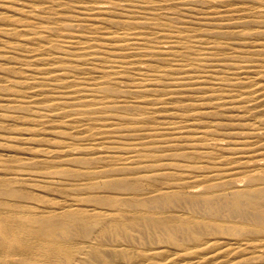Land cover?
<instances>
[{
  "label": "rangeland",
  "instance_id": "obj_1",
  "mask_svg": "<svg viewBox=\"0 0 264 264\" xmlns=\"http://www.w3.org/2000/svg\"><path fill=\"white\" fill-rule=\"evenodd\" d=\"M100 3L106 11L91 10ZM0 9V188L19 192L0 195V264H105L89 257L95 248L113 264H264V231L239 219L181 233L179 245L143 224L132 236L109 226L141 214L135 199L194 197L152 205L179 226L204 216L203 197L264 187V0H0ZM68 215L109 232L21 238Z\"/></svg>",
  "mask_w": 264,
  "mask_h": 264
},
{
  "label": "bare ground",
  "instance_id": "obj_2",
  "mask_svg": "<svg viewBox=\"0 0 264 264\" xmlns=\"http://www.w3.org/2000/svg\"><path fill=\"white\" fill-rule=\"evenodd\" d=\"M133 5L135 6V4H133ZM76 6L74 5L72 7L76 8ZM80 7H81V9H83L82 6H80ZM135 7H137V5ZM106 9H107L106 4L100 3V4L91 5V10H93V11H102L103 12V11H106ZM139 25H141V24H139ZM122 37L123 36L121 35V36L117 37L116 39L129 41L131 43H132V41H136V40L140 39L136 36H126L123 38ZM175 37L180 38L179 36H175ZM146 39L148 40V38H146ZM141 41H143V40H141ZM148 44H150V43H148ZM109 49L110 48H108V52L111 51ZM154 49L147 47L145 54H150V56H151V54L153 55L156 51ZM106 52H107V50H106ZM108 54H111V53L109 52V53H107V55ZM113 54H114V52H113ZM126 54H128V53H126ZM201 60L202 59H200L199 61H201ZM111 61L113 62V60H111ZM115 62H117V61L114 60V63ZM121 67H123V66H121ZM237 67L235 66V68H237ZM242 68L247 69V66L242 65ZM126 69H130V68L126 67ZM154 72H155V70H154ZM155 75H157V74H155ZM148 76L150 77L149 79L152 80V78L154 77V74H148ZM103 89L107 93L112 92L111 91L112 89L110 87H108L107 85L104 86ZM191 93L193 94V92H191ZM194 93H196V92H194ZM263 179H264V177H263ZM263 179H262V181H264ZM0 195L6 196V197H16L19 195V192L17 190H15L14 188H11V187H3V188H0ZM193 198L189 199L182 192H177V193H173L170 195L155 196L152 199H135V200L131 201L130 203L132 205H135V204L142 205L143 207L141 209H143V210H141V214H139L138 217L135 218L134 220H129L126 222L114 221V222L110 223V225L108 223H106V224L100 223V221H94L96 223H91L90 220H88L86 218H76V217H72L71 215H68L63 221H59L55 217H49L46 220H41L42 222L45 223V225L43 227L37 229V230H32V229H28V228L24 227L23 232H21V238L23 240H26L25 236H31V237H34L36 239H41V238L45 239L47 236L54 238L59 233V231L62 227L67 228V229H75V231L78 234L90 235L94 229V227H92V225H97L96 227H99L100 231H107L108 230L107 232H109V226H110V228H111L110 232L114 231L115 234H116V232L117 233L120 232L119 234L123 233L125 235L132 236V235H134V230H133V228H135L134 226H136L137 224H143L144 226H146L145 229L147 228L149 231L158 234V236L160 238L163 239V237L167 236L168 239H171L172 241H176V244L179 245V241L181 240L179 237H180L181 233H182L181 235L184 234L185 236L187 235V237H191V238L200 237V235L202 233H207V232H211L212 230H217L218 228H216L217 226L215 224L216 221H226V219H228V220L239 219V223H238V224H240L239 226L249 227L252 230L257 231V232L264 231V187L251 188L249 191L234 190L228 196H223V197H221V196L220 197H215V196L213 197L211 195V196L203 197L200 200L198 198V200L201 202L200 207H202V209H203L204 214L203 213L202 214L204 216L202 218H198L195 222H191V221L181 222V224L179 226H172L168 223V220L154 216L155 212H153L151 210V208L154 207L152 205H156V206L161 207V206H164L167 204L170 205L171 203H174V204L176 202L179 203L180 201H187L193 205V203H195V201H196ZM128 201L124 200L121 202L125 203ZM29 219L36 220L35 218H29ZM106 226H108L107 229H106ZM0 228H1V232H0V246H1V245H3L2 233L4 230V224L1 221H0ZM123 234H121V235H123ZM125 235H123V236H125ZM44 239H42V241ZM163 240H165V238ZM109 255H110V253L102 251L101 249H98V248L89 250V257L90 258H94V257L101 258L102 257L101 259L103 260V262L105 264L106 263L107 264H113L111 262V259H109L110 258Z\"/></svg>",
  "mask_w": 264,
  "mask_h": 264
}]
</instances>
